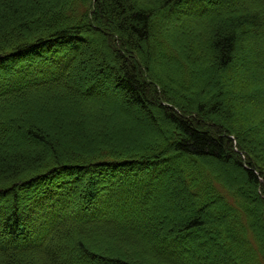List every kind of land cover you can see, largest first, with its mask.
<instances>
[{
    "label": "trees",
    "instance_id": "obj_1",
    "mask_svg": "<svg viewBox=\"0 0 264 264\" xmlns=\"http://www.w3.org/2000/svg\"><path fill=\"white\" fill-rule=\"evenodd\" d=\"M132 1L0 0V115L19 111L6 117L7 126L39 146L0 139V264H186L205 244L195 238L204 236L230 264H264V157L258 156L264 139L252 135L264 128V117L252 122L248 115L239 124L232 105L261 92L208 90L247 59L245 38H264V0L260 9L213 11L216 19L207 18L205 27L181 16L168 22L185 0ZM190 1L206 10L205 0ZM181 7L180 15L197 14L185 2ZM93 24L108 33L114 69L88 48ZM116 47L136 55L140 67ZM147 47L170 63L166 78L191 90L181 95L186 103L198 91L195 102L178 106L162 78L146 82ZM35 59L48 71L6 68ZM199 73L209 76L205 88L196 83ZM111 74L126 110L108 100ZM134 108L152 130L130 119ZM34 115L41 124L31 122ZM159 121L163 129H156ZM219 168L241 176L242 185ZM58 176L65 179L53 183ZM82 177L78 192L67 184ZM167 185L185 197L192 215L173 223L157 215L153 203ZM19 189L33 190L28 211L19 210ZM133 249L142 260L131 256Z\"/></svg>",
    "mask_w": 264,
    "mask_h": 264
},
{
    "label": "rangeland",
    "instance_id": "obj_2",
    "mask_svg": "<svg viewBox=\"0 0 264 264\" xmlns=\"http://www.w3.org/2000/svg\"><path fill=\"white\" fill-rule=\"evenodd\" d=\"M132 1V0H131ZM201 0H198L197 2L200 4ZM203 1V0H202ZM207 1H212V0H205L204 3H202L201 5L203 6V4L206 6V10L205 8H201L199 6H197L196 3H191L190 0H185V4L186 6H188V8H191L192 11L197 12L196 15H192L189 16L188 14H182L181 13V4H183L184 2L180 3L179 5H175L172 8V13L170 14V17L168 19V22L174 21L175 18L177 17H185V21H187V23H190L192 25H197L199 24V27H205L206 25H208L210 23L206 22L205 20L209 17L211 18H215L216 16H213L217 11L220 12L221 15L223 14V10L226 8L229 9H235V10H239L240 12H244V10L246 11H250L253 8H259L261 7L260 4V0H243L242 3H238V4H234L232 5V3L227 2L225 6H222V1L220 0H214L211 2H208L210 4V8H209V4L207 3ZM133 4L136 7H141L138 4H135L134 1H132ZM78 4H80L82 6V2L79 1ZM80 6V9H81ZM191 11V12H192ZM215 13H214V12ZM80 13V10L78 11ZM214 13V14H213ZM203 15V16H202ZM220 17L217 16V19ZM203 18V19H202ZM201 19V20H200ZM216 19V18H215ZM197 21H202L201 23L197 22ZM95 29V33H92L90 35L91 38V44H89L88 48L92 51H94L95 53V57L97 58H102L104 57L107 61L108 59H110L112 62L108 61V64L110 66H112V68L114 69V67H116V65L118 66V64H116L115 59H114V54L112 49H110L109 44H108V33H105L103 30H101V28H99V26L97 27L96 24H93ZM189 26V25H187ZM98 28L101 30H98ZM103 32V33H102ZM243 48L245 53L248 55L247 59H245V61L243 62V64L241 65L240 68L234 67L233 71L234 74L232 76H221L220 78H218L214 85L212 87H210V89L208 88V90H212L214 95L217 94V87L219 85H223L224 88L230 92V93H234L236 95L237 94H241L239 93L240 90H242L244 87L245 89H248L249 91H252L250 89H255V93L261 92L262 97H253L252 95L245 97L242 100H236L235 103H233V110L234 112L238 111V123L241 124L242 122H244L246 120V118L248 119L249 115V121L254 122L255 120H259L261 118L264 117V107L259 106L258 104H262L264 103V53L262 52L261 46H263L264 44V38H260V37H250V38H245L243 41ZM81 45V44H80ZM85 46V45H82ZM81 46V47H82ZM64 48V46H62ZM66 47V46H65ZM116 49H119V47H116ZM156 49V48H155ZM155 49H151V47H147L146 49V53L148 55V57H150V61L148 62L146 60V58H144V75L146 82L151 83L152 81L157 79H161L163 81V86H166V91L168 93V95L173 99V101L178 104V106H185L186 104H192L193 102H195L197 100L198 97V91L195 92L194 95H189V99L190 101L188 103H186L184 101V99L181 97V95H185L188 96L185 93H189L190 91L188 90V92L186 91L187 89L182 90V88L179 85H176L175 83H173V80H169L168 78H166L165 73L167 72L166 69L168 67H170V63L167 62H161L160 61V49L159 50H155ZM56 51V49H55ZM119 52L122 56H124V58L130 62V61H134L135 63H137V65L140 67V65L138 63H140L138 57L136 55H133L132 52L126 50V49H119ZM83 57L80 55L77 58V61L74 64V73L76 72V69L78 68L81 59ZM33 59V58H30ZM28 60V59H25ZM40 60V62H38ZM139 61V62H138ZM43 61L41 59H35V60H31V61H14V62H10V64H6V68H11V66H13V68L19 67V68H23L26 67L28 69H35V70H40V69H45L48 71V66H46L45 64L42 63ZM17 64V65H16ZM50 64V63H49ZM115 64V65H114ZM14 65H16L14 67ZM174 67V66H173ZM176 68V67H174ZM160 69V70H159ZM162 70V71H161ZM39 73H36L30 77H34L36 75H38ZM49 75V74H48ZM171 77V76H170ZM169 77V78H170ZM74 79L77 81L78 78H75L74 75ZM113 76L111 75H107L106 77V83L107 86L109 87V91H107V95H108V100L111 103V105L113 107H115L116 109H120V110H126L124 107V103L122 101V98H125L124 93L121 91H112V84H113ZM196 83L200 88H205L206 87V83L209 80V76L207 74L204 73H199L198 76L195 77ZM80 81V80H79ZM78 81V82H79ZM83 81L85 80H81V82L83 83ZM241 81H245L248 82L246 83V85H243L242 87H240V82ZM82 85V84H81ZM242 88V89H241ZM253 92V91H252ZM250 93V92H249ZM19 111H13V112H8L5 113L3 115H0V139L1 138H6L9 140H12L14 142V144L17 145V147H28L31 146L33 149L34 148H39V146L37 147L34 146V142L30 141V138L28 136L25 135V133L21 130L17 131V130H13L12 127H8L7 123H6V117L10 116V117H16L18 116ZM153 115L155 116L156 119L159 120V118H161V113L159 114V111L157 109H153L152 110ZM129 117L131 120H134L136 122H140V124L143 126V128H148L150 130L153 129V123L144 119V117L142 116V112L140 111V109L138 108H134V109H130L129 112ZM29 119H32V123L34 124H41L42 119L37 117L36 115L34 116H29ZM9 119V118H7ZM158 125L156 127V129H163L164 124L161 123L160 121L157 122ZM11 128V129H10ZM252 135L255 136L257 138L258 141H263L264 139V128L257 131V132H252ZM35 150V149H34ZM258 156L264 157V148L261 149L258 152ZM221 172L224 173V175L228 178V180L232 183V184H236V185H242L243 183V178L241 176L236 175L235 173H231L230 171H226L224 169L219 168ZM74 178V176H73ZM73 178H71L72 180H74ZM79 178L76 179L75 182H72L69 184V182H67L68 185H73L75 186L76 191L78 192L83 184V181H85V178L83 179ZM65 178H61L60 176H58L57 178L53 179V183L56 181H60L63 180ZM70 179V180H71ZM172 179V180H171ZM171 183L173 185H175L177 183V180L172 177ZM171 185V184H170ZM18 191V190H17ZM33 191V190H32ZM29 192L32 193L33 192ZM19 193V197L22 199V206L19 207L20 212H24L25 209L28 211L29 206L31 207L33 205V200H32V196H27V195H32L28 193V190H21L19 189V191L17 192V194ZM176 193V192H175ZM173 193V191H171V188L169 185L163 187L162 189L159 190V197L156 198V201L153 203L154 205H157L156 207L158 208L157 211V215L160 217H164L162 218L164 220V223H173L175 221H177L178 219H183L188 217L189 215L193 214V207L190 205V203L184 199L185 197H183L181 195V193H177L175 194ZM27 194V195H26ZM177 195V196H176ZM25 197V198H24ZM195 241L199 242V241H204L205 244H203V248L201 247L198 251H196L194 253V255L190 258H188V260H186V264H230L228 262L225 261V259L223 260V258H221L222 256L221 251L218 247L213 246L214 240H209L207 239L205 236L204 237H198L195 238ZM191 242V241H190ZM125 246V245H124ZM202 246V245H201ZM123 248V249H122ZM127 247H121L120 251H123L124 254H129L126 251ZM119 249V247H118ZM138 253L136 252V249H133L131 251V256L136 258H140V260H142L141 258H143L141 255H137ZM188 254V253H187ZM108 255V254H107ZM221 256V257H220ZM130 258V257H129ZM143 264H158V263H153L151 261H147V259H145L144 261L142 260Z\"/></svg>",
    "mask_w": 264,
    "mask_h": 264
}]
</instances>
